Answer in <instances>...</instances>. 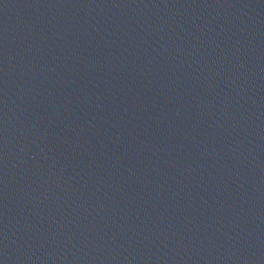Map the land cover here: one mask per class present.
Segmentation results:
<instances>
[{
	"label": "water",
	"instance_id": "water-1",
	"mask_svg": "<svg viewBox=\"0 0 264 264\" xmlns=\"http://www.w3.org/2000/svg\"><path fill=\"white\" fill-rule=\"evenodd\" d=\"M0 264H264V0H0Z\"/></svg>",
	"mask_w": 264,
	"mask_h": 264
}]
</instances>
